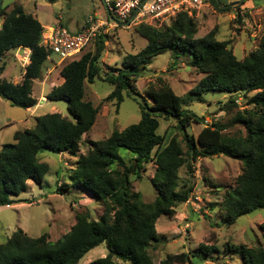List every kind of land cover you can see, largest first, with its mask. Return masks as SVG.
Wrapping results in <instances>:
<instances>
[{
  "label": "trees",
  "instance_id": "1",
  "mask_svg": "<svg viewBox=\"0 0 264 264\" xmlns=\"http://www.w3.org/2000/svg\"><path fill=\"white\" fill-rule=\"evenodd\" d=\"M219 10L215 0H205ZM226 11V9L219 10ZM0 63L4 55L16 49H26L29 62L20 83L0 79V98L11 106L32 109L37 101L32 97V82L42 74L48 61L49 50L40 43L42 26L36 18L24 12L19 5L5 11L0 7ZM168 25L158 29L139 24L137 34L146 45L135 55L126 56L121 69L101 74L99 60L104 50L105 37L98 35L94 52L84 54L78 60H68L60 70L62 84L46 96L51 102L63 101L70 119L58 113L35 117L30 129L16 131L13 143L0 149V207L17 204V198L28 189V183L40 184L48 172V166L40 163L42 151L67 153L76 157L84 134L93 127L98 108L85 100L84 84L102 79L112 87L106 102L115 106L127 97L137 101L141 117L137 124L121 132H113L108 138L91 143L85 155H79L69 183L59 192L72 188L83 189L101 203L102 214L92 219L88 211L75 215L70 231L55 243L46 235L30 238L22 230L0 243V264H77L89 251L105 243L107 255L89 264H154L147 247L158 241L156 223L162 216L174 214L175 207L188 199L192 186L178 187V170L183 164V149L176 138L165 144L160 135L159 120H176L183 134L188 173L198 158L225 156L239 161L243 170L229 188L218 208L227 226L244 215L264 209V42L243 60H237L227 42L217 41L214 31L195 38L196 22L185 13L169 17ZM88 25L85 26V28ZM169 53L174 61L181 56L191 58L189 66L202 78L190 90L201 98L208 92L242 95L254 109L243 111L233 119L244 126L245 135H227L225 126L218 122L205 125L196 135L185 133L191 123L204 125V118L182 108L181 99L162 82V87L149 88L141 95L136 88L151 58ZM173 61V62H174ZM4 68L0 66V76ZM230 99L229 104L235 105ZM165 144V145H164ZM125 149L133 155V162L126 165L118 150ZM153 162L155 172L150 180L157 197L152 203H144L139 193L131 189L130 177L145 171V165ZM213 210V207H211ZM263 245L256 248L235 247L232 252L240 255L243 264H264V223L259 227ZM213 248V247H211ZM200 253L214 252L199 245ZM188 254L169 255L158 264H186Z\"/></svg>",
  "mask_w": 264,
  "mask_h": 264
},
{
  "label": "rangeland",
  "instance_id": "2",
  "mask_svg": "<svg viewBox=\"0 0 264 264\" xmlns=\"http://www.w3.org/2000/svg\"><path fill=\"white\" fill-rule=\"evenodd\" d=\"M220 6L231 5L226 11L219 6L217 10L210 1L197 17V32L195 38H201L214 31L217 41L227 42L228 48L237 60H243L249 53L255 51L264 42V0H217ZM216 2V1H215ZM217 4V2H216ZM19 5L24 12L32 15L44 27L60 25L69 33H76L86 25L105 23L96 37L72 60L80 59L84 54L94 52L98 35L105 37L104 50L99 60L101 74L121 69L122 60L128 55H135L146 45V41L137 32V24L129 26H109L104 0H2L1 6L5 11ZM3 18H0V21ZM118 21V20H116ZM170 18L160 19L151 24L158 29L168 25ZM121 23V21H119ZM124 23V22H122ZM77 25L80 29H77ZM148 25V24H144ZM1 26V23H0ZM86 27V28H87ZM24 49H16L6 53L0 63L4 68L1 80L20 83L25 67L28 65L29 53ZM189 57L180 56L178 60L170 58L169 53L160 54L149 60L143 76L136 82L137 91L150 87L157 90L166 84L176 96L181 99L182 108L204 118V125L191 123L185 133L196 136L205 125L218 122L225 126L224 133L230 136L245 135L244 126L234 123L233 119L243 111L254 109L242 95H229L222 92H208L201 98L190 94V90L202 78L189 66ZM50 61V62H49ZM44 64L42 74L32 82V97L37 104L34 108L24 110L11 106L0 98V149L4 144L13 143L16 131L30 129L34 125L35 117L45 114L58 113L70 119L66 103L46 100L47 94L62 84L59 70L68 62H58L52 56ZM174 61V62H173ZM113 87L106 81L95 79L93 83L85 82V100L98 108L95 123L91 130L84 134L76 157L67 153L56 154L42 151L38 155L40 163L48 166V172L40 184L29 182L26 192L17 198V204L0 207V243H5L18 229L30 238L46 235V240L55 243L66 235L75 224V215L88 211L94 220L102 214L99 201L83 189L72 188L59 192L62 185L69 183V176L75 169L79 155H85L91 143L108 138L113 132H121L139 122L141 113L136 100L137 96L129 98L124 95L118 107L114 102H106V97ZM235 99V105L229 104ZM159 134L164 135L166 141L171 137L180 142L183 149V164L179 168L178 187L192 186L188 199L175 207L173 215L162 216L156 223L158 241L147 247V252L154 264H158L167 256L181 253L190 256L186 264H243L240 255L232 252L235 247L256 248L263 245V238L259 227L264 223V209L239 217L233 225L227 226L221 219L218 208L229 188H233L235 180L241 175L242 164L229 157L216 156L198 158L192 164V173H188L186 164L188 156L182 141L183 134L177 128L176 120H159ZM164 144V145H165ZM119 156L126 165L133 162V155L125 149L118 150ZM155 172L153 162L145 165V171L140 177L131 175V189L139 193L144 203H152L157 192L150 180ZM195 197L199 200H195ZM213 207V210H211ZM203 244L212 251L208 255L200 253L199 245ZM213 247V248H211ZM107 255L105 243L89 251L77 264H89L93 260ZM117 264L121 263L115 260Z\"/></svg>",
  "mask_w": 264,
  "mask_h": 264
},
{
  "label": "built area",
  "instance_id": "3",
  "mask_svg": "<svg viewBox=\"0 0 264 264\" xmlns=\"http://www.w3.org/2000/svg\"><path fill=\"white\" fill-rule=\"evenodd\" d=\"M106 12L114 19L126 22L136 12L131 23L153 25L160 19L185 13L192 17L200 13L205 7V0H104ZM149 21H154L150 23ZM105 23H98L74 34L69 33L60 25L43 27L40 35V43L49 50V59L54 55L58 62L71 60L96 37L98 30ZM109 26L115 24L110 22ZM50 62V61H49ZM195 200H199L195 197Z\"/></svg>",
  "mask_w": 264,
  "mask_h": 264
},
{
  "label": "water",
  "instance_id": "4",
  "mask_svg": "<svg viewBox=\"0 0 264 264\" xmlns=\"http://www.w3.org/2000/svg\"><path fill=\"white\" fill-rule=\"evenodd\" d=\"M215 1L217 2V5H218L221 9H226V8H228V7L231 6V5L220 6L219 3H218V1H217V0H215ZM1 2H2V0H0V7H1ZM106 14H107L109 20L115 24V26H124V27H126V26H129L130 23L132 22V20L134 19L136 12H134V13L132 14V16L128 19V21H126L125 23H120V22L114 20V19H113L108 13H106Z\"/></svg>",
  "mask_w": 264,
  "mask_h": 264
},
{
  "label": "crops",
  "instance_id": "5",
  "mask_svg": "<svg viewBox=\"0 0 264 264\" xmlns=\"http://www.w3.org/2000/svg\"><path fill=\"white\" fill-rule=\"evenodd\" d=\"M39 22V21H38ZM42 26V25H41ZM44 27V26H43ZM77 29H80V26L79 25H77ZM83 29H85V28H81L79 31H77V32H80V31H82ZM25 53L26 52H28L29 53V51L28 50H26V49H24L23 50ZM29 110V109H28Z\"/></svg>",
  "mask_w": 264,
  "mask_h": 264
},
{
  "label": "clouds",
  "instance_id": "6",
  "mask_svg": "<svg viewBox=\"0 0 264 264\" xmlns=\"http://www.w3.org/2000/svg\"><path fill=\"white\" fill-rule=\"evenodd\" d=\"M122 23V22H121Z\"/></svg>",
  "mask_w": 264,
  "mask_h": 264
}]
</instances>
